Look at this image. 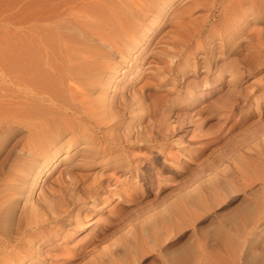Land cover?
Segmentation results:
<instances>
[{
    "label": "rangeland",
    "instance_id": "374dc122",
    "mask_svg": "<svg viewBox=\"0 0 264 264\" xmlns=\"http://www.w3.org/2000/svg\"><path fill=\"white\" fill-rule=\"evenodd\" d=\"M23 3L0 0V56L24 38ZM177 3L157 16L159 31L137 58L130 53L112 71L110 92L128 94L147 80L159 110L126 114L120 136H101L106 152L79 140L54 162L32 195L40 210L19 224L31 247L24 264H184L175 257L185 250V264H264V48L247 56L250 27L237 20L229 32L215 11L200 48L192 42L193 56L171 63L176 32L167 17ZM59 171L94 175L98 187L78 200L73 183L53 182ZM67 205L56 232L52 224L29 229L48 206Z\"/></svg>",
    "mask_w": 264,
    "mask_h": 264
},
{
    "label": "bare ground",
    "instance_id": "6f19581e",
    "mask_svg": "<svg viewBox=\"0 0 264 264\" xmlns=\"http://www.w3.org/2000/svg\"><path fill=\"white\" fill-rule=\"evenodd\" d=\"M175 1L167 17L173 18L176 32L171 63L192 42L195 51L200 48L203 28L215 11L218 26L227 24L229 32L237 20L250 27L247 56L264 48V0H24L21 45L13 42L7 55L0 56V264H24L31 247L21 239V218L40 210L32 195L37 189L42 193L41 177L56 168L55 161L65 159L62 153L68 154L79 140L92 151L106 152L110 147L101 136H120L117 128L126 114L132 118L145 109L159 110L161 97L145 92L147 80L128 94H115L112 71L130 53L137 58L140 43L159 31L157 16ZM191 50L186 57L193 56ZM133 128L139 131L138 125ZM86 174L80 172L75 180L59 171L53 182L73 183L75 196L84 200L99 184ZM47 208L30 230L50 224L58 230L68 205ZM187 257L185 250L175 259L185 264Z\"/></svg>",
    "mask_w": 264,
    "mask_h": 264
}]
</instances>
